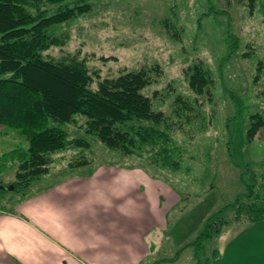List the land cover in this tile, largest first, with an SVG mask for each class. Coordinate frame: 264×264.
Segmentation results:
<instances>
[{
    "label": "rangeland",
    "instance_id": "obj_1",
    "mask_svg": "<svg viewBox=\"0 0 264 264\" xmlns=\"http://www.w3.org/2000/svg\"><path fill=\"white\" fill-rule=\"evenodd\" d=\"M91 4L89 13L60 27L57 35L64 38V45L51 48L45 55L55 60L69 55L84 59L89 72L98 74L93 88L99 79L158 65L159 76L150 74L151 84L142 90L146 96L159 93L152 99L153 108L172 117L175 96L185 99L193 108L188 118L173 119L176 125L173 134L183 150L180 170L143 164L154 173L152 177L164 180L178 195L179 202L167 215L170 238L165 239L156 255L142 264L169 259L181 250L189 249L185 251L189 254L192 245H187L195 242L209 217L220 212L221 218H232L233 213L224 211V207L244 191L241 171L234 164L241 167L250 164L258 169L264 162V128L251 141L246 139L249 116L261 113L264 117V17L257 10L250 14L247 6L236 0H91ZM210 4L228 13L232 33L239 39L238 53L251 52L248 58L238 55L227 61L224 81L218 76L226 53L224 28L219 20L207 15ZM198 61L204 63L213 78L212 100L205 103L203 99V105L193 100L183 73ZM258 62L262 63V70L255 80ZM231 91L241 95L238 114L227 94ZM234 115L237 117L227 123ZM59 127L72 137L90 142V149L85 152L90 164L78 167L80 170H65L73 153L55 155L50 175L28 190L16 191L18 194L26 196L34 189L48 187L50 177L62 178L64 171L70 177L101 167L143 166L137 158L107 149L73 125ZM15 133L7 129L1 137L22 141ZM10 142L0 138V150L11 147ZM7 195L15 194L0 193ZM234 224L222 226L218 234L204 243L199 251L201 264H207L206 259L215 250L220 254V264H264V221L254 226Z\"/></svg>",
    "mask_w": 264,
    "mask_h": 264
},
{
    "label": "trees",
    "instance_id": "obj_2",
    "mask_svg": "<svg viewBox=\"0 0 264 264\" xmlns=\"http://www.w3.org/2000/svg\"><path fill=\"white\" fill-rule=\"evenodd\" d=\"M236 2L245 4L250 14L257 10L264 17V0ZM91 8V0H0V126L16 131L27 144L26 149L14 150L0 158V162L17 163L12 184L15 191L49 174L55 155L71 151L73 157L67 161L68 168L90 164L85 156L90 142L70 136L59 127L65 124L75 126L109 150L137 158L142 165L171 171L181 168L183 150L173 134L176 126L173 119L188 118L193 108L179 96L172 101V117L153 108L152 99L159 93L146 96L142 90L151 84L150 74L159 76L158 65L99 79L93 88L98 74L89 72L84 59L77 55L60 60L46 57L51 48L65 43L57 35L60 27L89 13ZM207 13L224 28L226 53L218 74L223 79L227 61L238 55L248 58L251 52L238 53L239 39L232 33L227 12L210 4ZM261 70L262 63L258 62L255 80ZM183 73L196 104L203 105V99L205 103L212 100L213 78L202 61L189 65ZM227 94L238 114L241 95L234 91ZM262 127L263 115L251 114L247 141ZM261 164L258 169L250 164L242 167L234 164L241 171L239 177L244 191L224 207V211L233 213L230 220L221 218L220 212L212 215L195 242L187 245L194 247L196 264L202 263L199 251L204 243L218 234L222 226L238 223L243 218L249 223L264 221V162ZM145 165L141 168L145 169ZM219 255L217 250L213 251L205 262L220 264Z\"/></svg>",
    "mask_w": 264,
    "mask_h": 264
},
{
    "label": "crops",
    "instance_id": "obj_3",
    "mask_svg": "<svg viewBox=\"0 0 264 264\" xmlns=\"http://www.w3.org/2000/svg\"><path fill=\"white\" fill-rule=\"evenodd\" d=\"M6 132L0 126V138L13 145L0 150V158L27 147L18 133L22 141L1 137ZM16 166L0 162V193L15 194L0 196V264H142L170 238L167 215L179 197L147 168L101 167L70 177L64 171L62 178L51 176L48 187L22 196L7 189ZM246 223L256 224H236ZM186 250L153 264H196L194 248Z\"/></svg>",
    "mask_w": 264,
    "mask_h": 264
},
{
    "label": "water",
    "instance_id": "obj_4",
    "mask_svg": "<svg viewBox=\"0 0 264 264\" xmlns=\"http://www.w3.org/2000/svg\"><path fill=\"white\" fill-rule=\"evenodd\" d=\"M13 188H14L13 186H10V187H8L7 189H9V190H13ZM0 189H5V188H3V187L0 186Z\"/></svg>",
    "mask_w": 264,
    "mask_h": 264
}]
</instances>
